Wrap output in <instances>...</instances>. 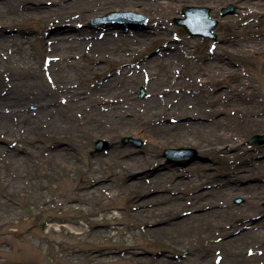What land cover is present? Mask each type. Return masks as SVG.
Wrapping results in <instances>:
<instances>
[{"label": "rangeland", "instance_id": "1", "mask_svg": "<svg viewBox=\"0 0 264 264\" xmlns=\"http://www.w3.org/2000/svg\"><path fill=\"white\" fill-rule=\"evenodd\" d=\"M181 1L166 15L172 36L154 40L149 32L153 38L140 44L134 36L150 23L137 6L0 4V98L13 91L29 96L19 107L0 102L7 115L0 119V264H264V198H255L257 191L237 196L224 184L264 185L254 170L264 162V143L249 144L264 136V124L254 125L264 120V7ZM185 7L214 11V41L190 38L174 24ZM101 39L104 47L96 45ZM125 49L134 51L128 57ZM243 82L255 97L235 100L232 89ZM40 88L45 104L32 101ZM124 91L136 102L117 126L100 112L110 109L105 100L127 108ZM74 92L84 101L71 98ZM166 93L165 111L185 98L191 114L166 112L144 126L142 117L154 111L147 102L155 96L165 103ZM214 109L221 113L209 116ZM60 110L67 119L53 128ZM177 123L178 131L165 134L143 129ZM191 135L203 141L199 147L185 140ZM224 135L239 137V147L222 149L215 140ZM250 197L249 228L231 210Z\"/></svg>", "mask_w": 264, "mask_h": 264}, {"label": "bare ground", "instance_id": "2", "mask_svg": "<svg viewBox=\"0 0 264 264\" xmlns=\"http://www.w3.org/2000/svg\"><path fill=\"white\" fill-rule=\"evenodd\" d=\"M61 1V0H60ZM81 1V0H80ZM103 1V4H107L109 6H123V5H132V6H137L139 7V10L143 13H145V15H147L148 17V20H149V23H150V27L146 29V27H143L141 29H139L137 32H136V35L134 36L135 38V42L140 44V43H146V41H149L151 40V38H153L149 32H153L154 34L156 33V38H154V40H156L158 37L159 39L160 38H170V36H172V30L171 28H169L167 26V23H166V15H170L172 13L173 10H176L178 8V6L182 3L181 0H102ZM205 1H209V2H220L221 0H205ZM246 2V6H262L264 7V0H249L248 2L246 0H243ZM8 2V0H0V4H6ZM39 3V2H37ZM191 2H189L188 4H186L185 6H188V5H191L190 4ZM247 3H249V5H247ZM102 3L100 2V5L101 6ZM209 16L213 15L214 14V11H209ZM137 28H140V27H137ZM65 29H60L58 32H63L64 33ZM104 38V36H103ZM165 39V38H164ZM163 39V40H164ZM133 41V40H132ZM230 41V40H229ZM172 41H170L169 43H171ZM174 42V41H173ZM104 44H106L105 42V39L101 41H97L96 42V45L97 46H103ZM227 47H225L224 49L229 52V48H230V45H229V42L227 41L226 43ZM104 47V46H103ZM166 48V46H165ZM188 45H186L185 47V51L183 52L184 55H187L188 53ZM213 49H217L215 47H213ZM130 50V49H128ZM127 49L124 50V54H128V57L130 56V54L134 51V50H130L128 51ZM230 53V52H229ZM212 58L211 61H215V62H220L221 59L219 58L218 55H210L208 54L207 56L205 55L204 58ZM205 58V59H206ZM66 58H63V59H60V62L61 61H65ZM59 61V60H58ZM57 61V62H58ZM248 88L249 91H245V89ZM41 90V88L39 89ZM232 94H236L234 96V99L236 100H240L242 101L243 98H254L255 97V89L253 88L252 85H250L249 83H245L243 82L242 83V87L240 88V90H237L235 88L232 89ZM126 91H124L123 93H121V97H123L126 102V105H127V108H125L121 103H119V101H112V103L114 102V104H111L110 101L108 100H103V99H99V101L105 103V106L104 107H107V108H110L109 110H107L106 113H101L100 111V116L103 115L104 116V119H107L108 121H110L109 123H112L114 125H119L121 120L123 119L124 117V114L128 113L129 112V109H131L133 107V104L136 102V100L133 98V95L131 94H128V93H125ZM105 93L104 91L102 92V94ZM112 93H116L115 92H112ZM70 94V93H69ZM231 94V95H232ZM170 94H167L164 96L165 98V103H162L160 100L157 99V97L155 96H151L152 98L150 99L151 101H148L147 103L149 104H152L151 107L153 108V112L152 113H149L148 115H146V117H142V123L143 125L145 126V119L147 120L146 122L149 124L150 121H152V119H158L159 122H160V119L163 117V115L167 112V114L169 115L170 113H175L177 115V117L179 118H183V117H186L188 115L191 114V112L186 109L184 107L185 105V98H180L176 104H172L170 106V110L169 111H165V109H167V101H169L171 99V97L169 96ZM21 94L17 93V92H14L13 91V94L12 93H8L6 95H4L2 98H0V102L2 103V105H9V107H19L21 106V104H24V102L28 101L29 99V96L25 95V96H21ZM118 95L116 94H112V97L113 98H116ZM17 97V98H16ZM84 95L82 93L78 94L77 92H74L72 95H71V98H81L82 99V102L84 101ZM48 98H45L44 97V91L41 90V92L39 91V94H35L33 97H32V101L33 103H47L48 100H46ZM195 97L193 96L192 100H194ZM43 100V101H42ZM191 100V99H189ZM231 102H233V99L231 100ZM78 103H75V104H72L71 105V108L73 106H78L76 105ZM70 105V104H69ZM68 105V106H69ZM196 107H193L195 110H197L198 112L202 113V110H203V107L200 106V105H195ZM127 109V110H126ZM123 112V113H122ZM150 112V111H149ZM204 112V111H203ZM209 112V116L213 115L214 114H217L219 115L221 113L220 110H212V111H208ZM2 113V112H1ZM65 113L64 110H60L58 111V113H56L57 117L55 118V122L56 124L53 125L52 127L53 128H56V126L60 125V124H63L62 122H59V120L62 118L63 120L66 121V116L63 114ZM201 115H205V114H201ZM7 115L5 113L3 114H0V119L6 117ZM96 117H98V113L96 114ZM144 118V119H143ZM97 121V119H96ZM124 120H122L123 122ZM217 120H215L216 122ZM262 124H264V120L263 121H260L255 125V127H259V126H262ZM154 125V124H153ZM174 125V124H173ZM173 125H157L155 126L154 128L152 127H143V129L146 131V132H149L151 134H154L156 132H159V134H165V133H168L169 131H173V130H179L181 128L182 125H180L179 123H177V125L173 126ZM180 125V126H179ZM253 125V126H254ZM99 126V125H96V127ZM252 126V125H251ZM252 126V127H253ZM50 127V130L51 128ZM95 127V128H96ZM180 127V128H178ZM114 128V127H113ZM94 129V128H93ZM115 130V129H114ZM103 130L101 129V127L99 126L98 129H97V132L100 133L102 132ZM51 133H53L52 137L54 139H59L61 138L60 136V133L58 131H55L54 130H51L50 131ZM188 136V135H187ZM186 136V137H187ZM185 137V136H183ZM185 137V140L187 141H190L193 145H195L196 147H199V145H201V142L199 141V136L198 135H194L191 137ZM190 138V139H189ZM184 139V138H183ZM201 140V139H200ZM202 141V140H201ZM215 141H220L221 142V145L223 146L224 145V148L222 149H225V150H228V147L230 146L229 144L232 145L233 148H238L239 145H235L237 142L240 141L239 137L238 139H235L233 138V136H221L220 138H218L217 140ZM203 142V141H202ZM205 142V141H204ZM214 144H212L213 146ZM234 145V146H233ZM221 152V150H220ZM143 163V161H142ZM139 164H141L140 162L137 163L136 165L138 166ZM259 166V167H258ZM257 167V168H255ZM254 167V170H256L257 174L259 175H262L264 176V162H261V164H258L257 166ZM235 168V167H234ZM244 167H240L239 169L238 168H235V170H240ZM157 169H155L156 171ZM144 174H146V172H143ZM142 173V174H143ZM149 174V172H148ZM229 176H234L235 179H238L237 176V173H232V174H229ZM258 176V175H257ZM260 176V177H262ZM263 178V177H262ZM237 181V180H236ZM227 183H224V184H227V187L229 188V191H238L237 193H235V195L239 196L241 195L242 193H252V194H257V197L255 196V198H264V185H256V184H252V185H249V186H246V187H239L238 186V182H236L235 184H230V180L226 181ZM257 188L259 190H257ZM255 191V192H254ZM257 191V193H256ZM240 193V194H239ZM253 196V195H252ZM254 206H255V203L253 202V200H251V197L250 198H247L243 207L240 209H237V208H232L231 210V215L236 213L238 214V212H241V216L242 217H245L244 219V222L242 223V226L243 227H249L252 226L251 223L247 222V220H249L250 218H248L249 216V212H252L253 209H254ZM211 207H214V206H211ZM218 206H215L214 208H216ZM229 207V206H228ZM202 208L199 206V209ZM229 211V209H228ZM212 212H217V209L215 210H212ZM243 212V213H242ZM246 212V214H245ZM205 214L207 213H203L202 215L204 216ZM250 221V220H249ZM250 225V226H249ZM227 234V232L225 233ZM221 235H224L221 233ZM225 236V235H224ZM84 260H88L90 261L91 258L88 257H84L83 258Z\"/></svg>", "mask_w": 264, "mask_h": 264}, {"label": "water", "instance_id": "3", "mask_svg": "<svg viewBox=\"0 0 264 264\" xmlns=\"http://www.w3.org/2000/svg\"><path fill=\"white\" fill-rule=\"evenodd\" d=\"M233 12L230 7L222 11L223 15ZM209 10L206 8H184L182 14L184 19H175L174 22L183 27L190 37H207L215 39L212 29L216 26V22L210 20ZM264 142V136H254L250 141L251 144H261ZM166 153H173L168 151Z\"/></svg>", "mask_w": 264, "mask_h": 264}]
</instances>
